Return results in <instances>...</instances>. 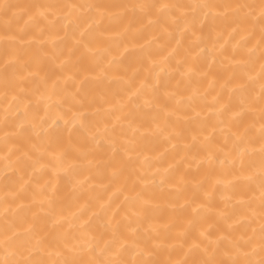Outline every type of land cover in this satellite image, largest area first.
<instances>
[{"label": "bare ground", "instance_id": "6f19581e", "mask_svg": "<svg viewBox=\"0 0 264 264\" xmlns=\"http://www.w3.org/2000/svg\"><path fill=\"white\" fill-rule=\"evenodd\" d=\"M0 264H264V0H0Z\"/></svg>", "mask_w": 264, "mask_h": 264}]
</instances>
